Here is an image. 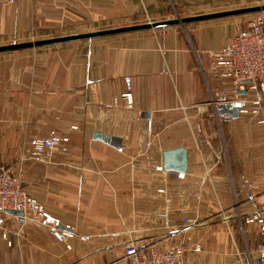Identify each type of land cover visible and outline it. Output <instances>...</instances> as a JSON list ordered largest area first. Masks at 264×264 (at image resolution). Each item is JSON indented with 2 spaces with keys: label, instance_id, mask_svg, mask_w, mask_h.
I'll return each instance as SVG.
<instances>
[{
  "label": "crops",
  "instance_id": "obj_1",
  "mask_svg": "<svg viewBox=\"0 0 264 264\" xmlns=\"http://www.w3.org/2000/svg\"><path fill=\"white\" fill-rule=\"evenodd\" d=\"M258 4L264 0H0V42L52 36L66 25L84 27L67 32L74 34ZM236 18L0 53V168L74 233L64 240L36 220L6 215L0 264H129L128 242L165 238L199 243L193 264H247L235 228L239 214L264 213V105L234 117L212 60L242 28ZM52 133L69 141L48 155L32 149ZM176 147L187 152L183 179L155 169L162 151Z\"/></svg>",
  "mask_w": 264,
  "mask_h": 264
},
{
  "label": "built area",
  "instance_id": "obj_2",
  "mask_svg": "<svg viewBox=\"0 0 264 264\" xmlns=\"http://www.w3.org/2000/svg\"><path fill=\"white\" fill-rule=\"evenodd\" d=\"M212 60L219 69L218 76L224 78L223 82L226 81V92L229 91L226 100L231 107L236 105L239 114H259L264 105V11L253 13V18L213 54ZM241 91L245 93H239ZM121 98L128 108L132 107L130 91H124ZM258 122L262 123L264 120L260 119ZM67 141H69L67 135L52 133L45 138L35 139L32 148L35 151L48 152ZM155 169L169 171L164 170L161 165ZM171 173L178 179L184 178V172ZM6 209L22 211L24 221L36 220L64 240L74 234L70 225L61 226L59 220L45 214L43 205L29 197L18 177L7 168H0V221L4 220L6 215H12L7 213ZM184 222L194 224L190 218H184ZM238 223L243 233L248 232L247 227H250L255 236L251 247L245 245L244 254L248 264H264V213L239 214ZM1 236L7 244H11L6 229H3ZM200 251L199 243L174 242L165 238L142 246L128 242L125 247V258L129 264H193L190 255Z\"/></svg>",
  "mask_w": 264,
  "mask_h": 264
},
{
  "label": "water",
  "instance_id": "obj_3",
  "mask_svg": "<svg viewBox=\"0 0 264 264\" xmlns=\"http://www.w3.org/2000/svg\"><path fill=\"white\" fill-rule=\"evenodd\" d=\"M264 11V4L252 5L247 7H240L235 9H229L224 11H218L213 13H206V14H199V15H192L186 17L177 16L172 19H165L153 22H145L139 24H131L125 26H118L100 30H93L87 32H80L74 34H67V35H60V36H53L48 38H41L35 40H28V41H21V42H11L8 44L0 45V53L1 52H9V51H17L22 49L34 48V47H41L53 44H59L69 41H76L82 39H90L94 37H102L120 33H128L146 29H154L160 28L165 26L171 25H185L186 23L195 22V21H202V20H209L215 18H222V17H230V16H239V15H247L253 14L257 12ZM244 94V91L239 92ZM232 115L236 117L238 115V108L233 107ZM100 135V133H97ZM163 157V169L165 170H175V171H186L187 167V152L186 149L183 147H176L168 150L162 151ZM7 213L16 215L22 218L23 213L20 210L14 209H6ZM259 262L258 260L256 261Z\"/></svg>",
  "mask_w": 264,
  "mask_h": 264
},
{
  "label": "rangeland",
  "instance_id": "obj_4",
  "mask_svg": "<svg viewBox=\"0 0 264 264\" xmlns=\"http://www.w3.org/2000/svg\"><path fill=\"white\" fill-rule=\"evenodd\" d=\"M237 18L236 19H238V20H240V23H239V25H240V27H243V26H245L246 24H247V22H248V20H250V19H252L253 18V14H247V15H241V16H236ZM137 22H135V23H131V24H136ZM131 24H126V25H131ZM82 25H88V23H84L83 22V24ZM120 26H125V25H120ZM71 28H69V26H64L63 28H61V29H58V30H60V31H58V33H56V34H54V35H52V36H46V37H39V38H37V39H41V38H48V37H53V36H60V35H66V34H69V33H67V32H69V31H73V30H85L84 29V27L83 26H77L76 28H73L72 26H70ZM115 27H117V26H115ZM106 28H109V27H95L94 29H88V31H93V30H100V29H106ZM82 32H87V31H82ZM28 40H35V38H29V39H26V40H22V41H28ZM17 42H21V41H17ZM8 43H11V42H0V45H2V44H8ZM33 149V148H32ZM34 150V149H33ZM35 151V150H34ZM36 152H38V153H40V152H45V154L44 155H48V154H50V151H48V152H46V151H36ZM39 155L40 154H38V155H33V158L34 159H36V157H39ZM39 159V158H38ZM8 169V168H7ZM12 173V172H11ZM13 174V173H12ZM15 175V174H14ZM16 176V175H15ZM21 184H22V182H21ZM23 186V185H22ZM24 188V187H23ZM25 190V189H24ZM26 191V190H25ZM13 216H16V215H13ZM16 217H18V216H16ZM18 218H20V217H18ZM26 221H33V220H26ZM236 230H237V236H238V240H239V243H240V245H241V249L243 250V252H245V245L247 244V246H252L251 244H250V240H249V235H248V232H246V233H243L242 232V229L240 228V225H239V223H238V221L236 222ZM246 261H247V264H248V260L246 259L245 260V263H246Z\"/></svg>",
  "mask_w": 264,
  "mask_h": 264
}]
</instances>
